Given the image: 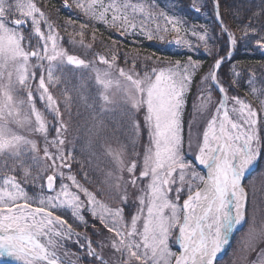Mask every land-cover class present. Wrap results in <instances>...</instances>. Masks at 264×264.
<instances>
[{
  "label": "snow or ice",
  "instance_id": "snow-or-ice-1",
  "mask_svg": "<svg viewBox=\"0 0 264 264\" xmlns=\"http://www.w3.org/2000/svg\"><path fill=\"white\" fill-rule=\"evenodd\" d=\"M198 2L193 7L201 11ZM212 3L230 47L209 67L201 83L208 82L211 87L198 89V103L193 104V119L195 113L205 114L214 107L195 157L207 170L201 174L183 152V115L200 61L189 57L185 64L169 62L141 73L135 70L136 57L130 69L120 67L115 48L110 55L95 52L91 60L81 58L62 47L57 25L35 0H0V257H15L20 264H77L78 255L76 260H69L67 251L60 254L65 242L75 238L73 242L95 264H110L103 254L106 247L116 257L112 264H217L218 254L230 244L238 226L248 224L249 248L264 239V215L258 216L255 203L248 212L249 192L244 184L249 173H253L250 185L257 176L264 177V170H257L264 154L261 116L251 102L238 95L229 96L228 88L235 80L226 88L218 75L225 60L231 59L238 39L257 29L250 19L239 28L242 36L238 38L221 18L220 0ZM73 4L87 20L116 29L121 36L139 32L149 40L164 41L174 32L177 36L171 43L193 47L185 38L189 29L184 27L183 17L169 14L156 0H73ZM63 5L72 7L69 0H63ZM166 6L171 10L173 0H167ZM259 15L257 12L253 17ZM13 16L18 18L10 19ZM42 24L46 30H42ZM74 24L69 20L65 28ZM88 27V23H81L70 43L91 50L93 44L84 41ZM91 35L95 42V31ZM191 35L211 54L209 41L213 37L207 28L193 27ZM256 43L264 49V35ZM124 57L127 63L128 54ZM97 62L106 67L98 68ZM37 68L42 70L39 75L34 70ZM232 71L239 76L235 66ZM254 75L247 81L249 91L258 100L260 112H264V82L258 85ZM33 81L37 82L38 99L59 124L51 141L47 139L49 122L36 107ZM57 85L61 86L63 111L50 91ZM213 88L222 94L216 102ZM82 108L91 121L89 131L103 140V155L112 165L106 171L100 168V158L94 152L87 160H77L71 151L65 153L69 122L74 115H82ZM13 125L43 135V149ZM105 132L110 136H102ZM189 133L191 148V125ZM111 140H115V147ZM142 140L141 154L136 149ZM50 145L56 148L55 153L49 150ZM129 145L132 159L128 158ZM69 161L78 163L81 170L87 167L82 171L85 183L96 190L81 183L71 171L66 175L61 170H71ZM98 172L103 173L102 178L92 175ZM58 178L61 182L57 188ZM41 179L46 183L37 184ZM29 180L38 189L32 195L23 187ZM142 181L146 183L139 187L138 205L126 218L125 208L120 205H128L129 187L137 188ZM45 190L51 194H45ZM182 193L187 198L181 204ZM105 195L118 201L117 206L101 198ZM85 211L111 234L107 244L93 247L92 239L82 236L64 218L70 214L87 228ZM177 230L176 242L181 250L174 252L169 241ZM261 256L260 264H264V250Z\"/></svg>",
  "mask_w": 264,
  "mask_h": 264
},
{
  "label": "trees",
  "instance_id": "trees-1",
  "mask_svg": "<svg viewBox=\"0 0 264 264\" xmlns=\"http://www.w3.org/2000/svg\"><path fill=\"white\" fill-rule=\"evenodd\" d=\"M158 1L161 8L167 9L170 13L175 12V14L182 16L183 19L186 21L185 24L187 26L194 25L197 27L198 30H200L201 26L207 28L209 33L213 37V39L209 41V44L212 46L211 54H209L204 49L199 40H195L193 42V47L188 48L186 46L176 45L173 43L171 44L166 41H161L159 39L149 40L143 36H132L128 37V39L126 40H121L117 36H114L111 32L104 29H97L98 32L96 40L95 42L92 41L94 47L91 50L87 51H89V53L93 52L97 47L101 46L105 40L107 42L106 48L109 49L110 52L113 48H115L118 52V56L124 57V54L127 53V59L131 58V61H133V57H136L135 63L139 65L145 63V61L148 60L145 59V57H148L149 55L152 56L153 61L156 59H163L164 61L175 60L182 59L187 56H192L202 61L203 70L208 69L214 63V60L216 58L225 54L228 51L229 41L226 35L221 32V28L215 20L212 0H203L200 6L201 11H196L193 7V4L196 3L197 0H173L174 7L171 10L168 6H166L167 0ZM220 4L222 19L224 20L225 25L231 32L235 33L238 38L242 36L241 32L239 31V28L247 25L250 19L256 27L257 32L249 33L247 37L238 39L232 59L221 68L219 76L226 88L228 87V84L231 83L233 80L236 81V83L233 84L231 88H228L229 94H237L238 96L248 98L259 108L258 100L250 94L249 85L247 81L250 78H253V74H255L254 78L258 82V85L260 82H264V49H261L256 43V40L259 39L260 36L264 35V31H261V29L264 28V0H220ZM197 6L199 7L198 3ZM257 12H259L260 15L257 17H253V14ZM59 15H61V17L65 21H69V19L77 21V19L73 18L71 14L65 9V7H60ZM70 29L71 27L65 28L64 33L68 34L70 32ZM76 30L78 29L75 25V29H73V31L75 32ZM92 32L93 29L89 27L86 30L85 35L92 34ZM76 39L78 40L79 37H76ZM86 40L89 42L92 39L91 37H86ZM113 41L116 42L115 45H113ZM76 49H79L78 45ZM78 52V50L73 51V53L76 54H78ZM153 61H151V63L157 67L164 66L167 64L163 61H159V63H153ZM233 66H235L236 71L239 73L238 77L233 75ZM197 78L199 77L195 78V81L192 85V91L190 92L188 98V105L185 112L186 121L188 119L189 110L191 107V98L196 85ZM82 114L83 115L81 116L85 122L86 127L81 126V124L78 126L76 124L75 118L71 119L73 123L71 125V129L74 126V132L71 135V140L73 144L74 142L78 141L79 145V148L76 149V158L77 160H87L90 157V154L94 152L96 156L100 158L98 161L100 168L106 171L111 168L112 165L108 162V158L103 155V149H99V147H101V143L98 140L96 143H92L89 146L91 142L90 138H93L94 136L89 131L91 127H88L91 121L90 119H87L88 112L83 108ZM260 116L263 126L262 129H264V112H260ZM105 135V133L102 134V136ZM262 135H264V130H262ZM108 136H110V134H108ZM95 138L97 139V136H95ZM99 140L103 142L101 137ZM123 142L125 144H128L127 140H123ZM142 142L143 140L141 141V143ZM129 148H131V145H129L128 150ZM258 163L260 165V169L262 170L264 167V154H262V158ZM74 170L77 171V173L83 177L82 171H87L88 169L87 167H85V169L81 170L80 165L75 162ZM99 174H101L103 177L102 172H99ZM92 175L99 179L98 173H94ZM262 190L264 197V184ZM88 216L89 217L87 218V220L91 222V225H93L94 223H98L99 226L98 229L95 230L91 228H86L85 230L92 236L93 240L99 241L98 238H100L102 239V243L107 244L108 239L110 238L108 232L103 229L99 221L95 220L90 215ZM76 225L80 228H83V226H81L80 224ZM92 260L86 258V264H91Z\"/></svg>",
  "mask_w": 264,
  "mask_h": 264
},
{
  "label": "rangeland",
  "instance_id": "rangeland-1",
  "mask_svg": "<svg viewBox=\"0 0 264 264\" xmlns=\"http://www.w3.org/2000/svg\"><path fill=\"white\" fill-rule=\"evenodd\" d=\"M202 1L203 0H199V2H198L199 7L201 6V2ZM11 2L15 3V0H11ZM35 2L37 3V6L40 7L49 16V18L52 21L55 22V24L57 25V27L59 29V18L63 19L61 17V15H59L60 7H64L63 0H57V1H54V0H41V4H40L39 0H35ZM46 2L50 3V4H47ZM156 3L159 4V1L156 0ZM69 4L72 5L71 11L75 14V16H76L75 18L77 19V21H75V24L73 26H71L69 34L63 36L64 30H65V25L67 23V21L64 20V22H63V28L64 29H63L62 33H61L60 29H59L60 35L63 37V40L60 42L62 47L66 48L68 50L69 54L71 53L70 51L72 49H73L72 52L75 51V50H78L79 51L78 54H77L78 56L82 55L81 58H85V59H89V60L94 58L93 57V53H95V52H98V53H101V54H105V55H110L111 52H110L109 49L106 48V43L107 42L105 40H104V42H103V44L101 46L97 47L91 53H89V51H87L86 49L80 47L78 44L77 45H78L79 49H76L77 45L75 46L72 43H70V40H71V38L74 35L73 29H75V25L77 26V29H79V25L81 23H88L89 27H91L93 29V31H95L96 37H97V34H96L97 29H99L100 27H98L97 25L93 24L92 21L87 20L86 17H84V15L80 12V10L75 8V6L73 4V0H69ZM14 18H18V17H16V16L10 17V19H14ZM69 20L74 21L73 19H69ZM184 27L189 29V31L187 32L185 38L188 39L191 43H193L196 39L195 38H191V29L193 27H195V26L187 27L186 25H184ZM87 29H85L84 31L86 32ZM42 30H46V26L43 25V24H42ZM114 30L117 31L116 29H114ZM26 31H27V29H26ZM138 34H140V33L136 32V33H133L131 35H138ZM127 35H129V34H127ZM127 35H124V37L127 36ZM176 36H177V34L174 33V32L169 33V34H167L165 36V40L173 41L176 38ZM86 37H91V39H92V35L91 34L85 35L84 36V41H85V43H92L93 44L92 40H90L88 42L86 40ZM73 46H75V47H73ZM93 47H94V44H93ZM117 54H118V52H117ZM119 57L120 58L118 59L117 64L120 67L125 68V70H128V69H130L132 67L131 58H128L127 59L128 62L125 63L124 62L125 57H123V56H119ZM148 57H152V56L149 55ZM188 58L189 57H184L181 60H174V61H172V60H165L164 61L163 59H160L159 61L166 62L167 64L169 62H173L174 63L176 61H179L181 64H185V63H187ZM193 60H196V59H193ZM151 61H153V60L152 59H148L147 61H145V63H143L141 65L135 63V65H136L135 70L137 72H141L142 73V71L145 68L150 69L152 67H157L154 64H152ZM198 61L201 62V60H198ZM96 66L98 68L102 69V70L106 67L105 65L99 64L98 62L96 64ZM159 67H163V66H159ZM34 70L37 72V75H39L40 72L42 71L41 69H38V68L34 69ZM208 71H209V68L206 69V70L202 69V62H201V67L198 70V72L196 73L197 77H199V78H197L196 85H195V88L193 90V94H192V98H191V107H190V111H189V118L187 120L188 128H187L185 134H184V130H183V136H184L183 152H184L185 159L187 161L191 162L193 165H195L196 166V171L200 172L201 174H206V171H205L204 168H202L203 165H200L199 161L196 160L195 157L198 155V144H200L202 142V133H203V131L206 128L207 120L210 119L211 116L214 114V107L210 108L209 111L207 113H205V114L195 113V119H193V117H194L193 104L194 103H198V101L196 99L198 89H200L202 87H211V85H208V82H204L203 84L201 83L202 78L208 73ZM36 84H37V82L33 81V93H34V96L37 97V99H36V107L40 111L44 112V114L46 116V119L49 122V130H48L47 139L49 141H51L56 136V132H53V129H56L57 127H59V124L53 118V115L47 112L43 102L38 99V96H37V93H36ZM50 91L57 98L58 103H60V105H61V111H63V96L61 95V86L57 85L55 88H50ZM191 91H192V89H191ZM212 95H213V101L214 102L218 101L221 98L219 93L214 88H213V91H212ZM234 95H237V94H234ZM229 96L231 97V96H233V94H229ZM239 97L241 99H246L247 101L251 102L253 104V107H255L257 109V111L260 113V110H259L258 106L255 105L250 99L244 98V97H241V96H239ZM231 106H232V104H231V102H229V108H231ZM75 111H76V109H73L74 113H75ZM81 113H82V109H81ZM66 116H67V114H65L64 119L67 121L68 119L65 118ZM73 118H75L76 124L78 126L81 124V126L86 127L82 116H75L74 115ZM141 119H142V114H141ZM183 124H184V115H183ZM190 125H191V138H192L191 148H189V135H190L189 127H190ZM12 127L17 132H19L21 134H24V135H27L30 139H34L38 143V145H39V147L41 149H43V147L45 146V137L43 135H41L39 133H35V132H32V131H29V130H26V129L17 128L15 125H13ZM88 127H91V122L89 123ZM261 127L263 128L262 125H261ZM183 128H184V126H183ZM105 134L108 136L109 133L105 132ZM90 139H91L90 140L91 143L89 144V146L92 143H96L97 140L100 143H102V141L99 140L100 137H97V139H96L95 136H93V138H90ZM121 139L123 140V138H121ZM67 142H68V134H66V143L64 145L65 153L71 151L73 153V155H74L73 149H75V148L72 147L71 144L68 146ZM110 142L113 144L114 147L116 146L115 140H111ZM143 144H144V141L142 143L140 142V144L137 146V149H136L141 154L143 153V150H144L143 149ZM100 148L101 147H99V149ZM49 150L54 152V153L56 152V148L51 146V145L49 146ZM128 154H129L128 158L132 159L133 157L131 156V148H129ZM69 163L72 164L71 170H69L67 168H63L61 170L66 175L69 173V171H71L72 173H74L77 176V179L81 183H85L84 178L79 176V174H77L76 171L73 169L75 161H69ZM258 165H259V163H258ZM257 170L258 171L261 170L260 169V165H259ZM262 170H264V167H263ZM137 172H138L137 175H139V164H138ZM47 174H45V175H47ZM124 175H125V179L129 178V174L127 172H125ZM98 176H99V178H102V175L99 174V172H98ZM252 176H253V174L251 175L250 179L252 178ZM248 181H247V183H246V180L244 182V184L246 183L245 185H247L248 192H249V204L247 206L248 207V212L251 213L252 205H253V203H255V205L257 206V209H258V216L264 215V197H263V190H262L263 184H264V177L257 176L254 185H250ZM60 182L61 181L58 178V186H57V188L59 187ZM63 182L64 183H70L67 180H64ZM28 183H32L31 180H29ZM144 183H146V181L140 182V184L138 185L137 188H132L131 186L129 187V203H128L127 206L120 205V206L125 208V216H126V218H128V216L132 212H134L135 207L138 205V201L136 200V197L139 195V187L143 186ZM39 184H44V180L42 179V182H39ZM85 186L90 187L92 190H96L95 187L92 186V185H89V184L85 183ZM23 187L26 189V191H28L29 195H32L34 192L38 191V189H36V186L33 183H32V186L29 185V184L27 186L25 184H23ZM173 187H175V185ZM186 187H187V185L185 184V188ZM247 187H245V188H247ZM253 189H255V195H253ZM45 194H51V193H47L45 191ZM98 195H99V193H98ZM261 197H262V199H261ZM101 198L104 199L107 203H109L112 207H116L117 204H118V201L109 200L107 195H105V196H103ZM186 198H187L186 193H182L181 194L180 203L182 204L183 200L186 199ZM81 199H84V197L81 196ZM84 214H85V218L86 219L89 217L88 214L91 216V214L88 213L87 211H85ZM65 215L66 216H64V218L67 219L69 221V223L72 224V222H75L70 214H65ZM67 216L71 217V221L72 222L68 219ZM94 225H96L95 228H93L91 226V222H89V226L87 227V229L88 228H91L93 230L98 229V226H99L98 223L97 224L94 223ZM73 227L76 228L74 225H73ZM247 228H248V224L244 223V224L240 225L239 228H237L235 230L236 232H235V234L233 235V237L230 240V244L228 245V248L226 250L225 255L221 259H219L217 261V264H260V260L262 258L261 252H262V250H264V239H260V240L256 241V243L253 245V247L249 248V246H248L249 242H248V238L246 236ZM76 229L80 233H82L83 235H87V233L85 232L86 228L83 227L82 229H78V228H76ZM108 234L111 236L110 233H108ZM176 235H178V230L173 233V236L171 237V239L169 241V244H170V247H171L172 251L179 252L180 249L178 247L179 244L176 242ZM89 237H90V235H89ZM98 239H99L100 242L98 240H96V241L94 240L95 241L94 243L96 244L95 245L93 243L94 247H97V245L99 243H102V239H100V238H98ZM72 243H74V242L73 241H66L65 242V248L61 249L60 252L64 253L65 251H67L69 253L67 258L69 260H76L78 253L75 251V249H73V250L70 249L72 247ZM97 250L99 251L100 249L97 248ZM73 254H76V255H73ZM103 254H104L105 258L110 261L111 264H112L113 260L115 261V259H116V257L112 254V250L107 248V247L103 250ZM81 255L85 256L86 253L84 252ZM78 263H79V260L77 261V264ZM93 264H95V263H93Z\"/></svg>",
  "mask_w": 264,
  "mask_h": 264
},
{
  "label": "water",
  "instance_id": "water-1",
  "mask_svg": "<svg viewBox=\"0 0 264 264\" xmlns=\"http://www.w3.org/2000/svg\"><path fill=\"white\" fill-rule=\"evenodd\" d=\"M216 19H217V22L220 24V20L216 17ZM220 26L222 27V25L220 24ZM227 34V33H226ZM227 36H228V34H227ZM233 52H234V49L232 50V52H231V57H232V55H233ZM226 55V54H225ZM225 55H223V56H225ZM229 60V59H228ZM225 61H227V60H225ZM218 72H219V70H218ZM222 95V94H221Z\"/></svg>",
  "mask_w": 264,
  "mask_h": 264
},
{
  "label": "bare ground",
  "instance_id": "bare-ground-1",
  "mask_svg": "<svg viewBox=\"0 0 264 264\" xmlns=\"http://www.w3.org/2000/svg\"><path fill=\"white\" fill-rule=\"evenodd\" d=\"M239 227V226H238Z\"/></svg>",
  "mask_w": 264,
  "mask_h": 264
}]
</instances>
